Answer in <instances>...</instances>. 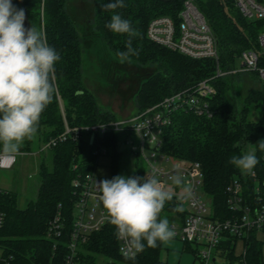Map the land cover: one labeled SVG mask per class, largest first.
<instances>
[{
  "label": "trees",
  "instance_id": "16d2710c",
  "mask_svg": "<svg viewBox=\"0 0 264 264\" xmlns=\"http://www.w3.org/2000/svg\"><path fill=\"white\" fill-rule=\"evenodd\" d=\"M186 0H124L126 7L116 9L123 18L132 22L141 36L133 39V47L140 50L131 61L142 65L151 64L155 71L141 84L136 98L138 112L145 110L165 97L192 88L216 74L214 59H193L179 52L152 43L146 35L151 19L170 16L177 19ZM205 16L217 38L219 65L224 72L235 69L238 58L246 49H256L258 34L264 31V20L245 18L234 0H193ZM23 8L31 24L46 33L47 41L60 54L55 65L57 91L52 103L41 116L37 136L44 145L70 127L89 126L117 120L103 109L83 82L82 40L76 22L69 11V0H12ZM109 0H93V28L108 51L117 59V53L126 50V34H116L105 25L113 12L102 5ZM264 64V61H263ZM243 73L225 75L213 80L216 94L209 100L211 117L199 116L190 110H178L171 116V124L163 135V152L175 159L198 162L204 180L203 189L212 201L214 217L230 218L233 212L228 205L227 187L234 179L243 184V195L248 201L256 198V183L264 195V151L258 141L264 140V80L256 72H249L262 83V88L251 90L238 109L231 94L234 78ZM251 108L260 112L253 119ZM137 112V113H138ZM119 135L107 134L104 145L112 157V170L117 171L120 148ZM254 147L259 163L251 173H244L229 164L233 155L246 152V146ZM87 137L72 138L50 149L51 166L40 165V185L37 197L25 208L18 205V196L6 191L0 200L5 213L0 228V247L10 264H62L67 253L66 242L73 222V180L95 171L96 157ZM75 164L77 168H74ZM178 213L175 201L165 204L161 213ZM58 213L64 218L65 234L53 250V241L46 238L48 222ZM264 228L251 232L244 240L245 256H236L237 238L227 235L216 249V257L227 264H264V241L258 237ZM162 243L155 248L145 247L133 257H123L118 251V240L113 225L93 233L79 252L78 264H167L161 261Z\"/></svg>",
  "mask_w": 264,
  "mask_h": 264
},
{
  "label": "built area",
  "instance_id": "2783aa9c",
  "mask_svg": "<svg viewBox=\"0 0 264 264\" xmlns=\"http://www.w3.org/2000/svg\"><path fill=\"white\" fill-rule=\"evenodd\" d=\"M234 1L245 18L264 20V0ZM146 35L152 43L190 58L214 59L217 65L215 76L201 81L195 87L165 97L157 104L138 112L134 117L89 126L70 127L65 124L64 132L44 144L43 149H51L69 138L77 140L87 137L92 145V155L97 158L96 170L99 158L108 156L107 147L103 142L104 137L110 133H117L120 152L127 147L137 158L143 160L146 164L143 177L155 174L163 187L172 192L176 209L183 208V211L174 213V219L170 223L176 232L175 238L186 243L202 245L204 249L198 251L196 256L206 264L212 255L216 256V249L227 235L244 241L251 232L264 228L263 188L256 183L254 193L257 197L248 201L243 195L242 182L238 178L234 179L227 187V202L233 214L227 219L215 218L212 206L209 209L210 206L202 197L207 193L203 189L204 174L201 165L198 162L175 159L164 153L163 135L166 127L171 124V116L175 111L190 110L199 116L211 117L209 100L216 94L214 79L230 74L256 72L259 78L264 80V31L258 34L256 49L244 50L239 57L240 65L227 72L219 65L217 38L193 0L184 2L177 19L170 16L151 19ZM18 156H5L0 152V171L13 169ZM262 161L264 164V154ZM74 168H77L76 164ZM177 173L183 176L190 192L185 193L182 186L172 184L170 177ZM251 175L259 182L255 171H252ZM100 180L103 179L97 177L95 171L73 180L75 188L73 222L66 242L67 253L62 264H78L79 252L89 236L111 224L99 201L96 181ZM262 184L264 186V180ZM5 192L6 190L0 187V200ZM4 220L5 213L0 204V228ZM65 227V220L60 213L48 222L46 238L53 241L54 251L57 250V242L59 243L65 234ZM117 240L118 251L123 257L133 258L140 253V249L132 247L125 240L118 238ZM242 256H245V247ZM0 264H10L2 247Z\"/></svg>",
  "mask_w": 264,
  "mask_h": 264
},
{
  "label": "clouds",
  "instance_id": "9594fccd",
  "mask_svg": "<svg viewBox=\"0 0 264 264\" xmlns=\"http://www.w3.org/2000/svg\"><path fill=\"white\" fill-rule=\"evenodd\" d=\"M124 0H109L102 5L111 11L105 25L116 34H126V50L117 53L121 63L131 62L140 50L133 47V39L141 33L129 19L116 9L124 8ZM26 14L12 0H0V152L5 156L21 155L25 140L38 132L40 119L52 103L57 91L55 65L61 59L50 46L46 33L36 26L25 27ZM264 151V140L258 141ZM229 164L244 173H251L259 163L255 150L230 157ZM172 184L190 192L181 174L170 177ZM99 201L114 226L118 239L142 250L145 242L155 248L158 242L172 240L176 232L161 212L172 192L166 190L155 174L145 177L114 176L96 181ZM183 211L182 207L176 209Z\"/></svg>",
  "mask_w": 264,
  "mask_h": 264
},
{
  "label": "rangeland",
  "instance_id": "374dc122",
  "mask_svg": "<svg viewBox=\"0 0 264 264\" xmlns=\"http://www.w3.org/2000/svg\"><path fill=\"white\" fill-rule=\"evenodd\" d=\"M68 7L82 40L84 85L95 96L98 104L110 111L117 120L134 117L138 112L137 92L142 82L155 71V66L142 65L135 61L121 63L108 51L93 28V0H69ZM240 61L241 59L238 58V65ZM233 85L231 98L235 100L240 110L243 108L247 94L253 89L262 88V83L247 73L237 75ZM251 114L253 119L260 117V112L256 109L251 108ZM253 150L252 145L246 146V152ZM21 152L13 169L0 171V187L17 194L19 207L25 208L37 197L40 165L45 163L51 166V154L50 149H43L37 136L25 140ZM111 163L110 154L101 156L95 170L96 176L101 179H112L117 175L143 177L146 170L145 162L137 158L127 147L118 157L116 172H113ZM202 197L211 209L210 197L207 195ZM173 215L175 214L165 212L161 213V218L167 217L171 223L174 219ZM258 237L264 241V232H259ZM203 249L202 245L186 243L174 237L170 241L162 242L160 259L167 264H205L196 256L197 252ZM243 252L244 241L239 239L236 243L235 255L242 256ZM206 264L227 263L222 258L212 255Z\"/></svg>",
  "mask_w": 264,
  "mask_h": 264
},
{
  "label": "water",
  "instance_id": "95a60500",
  "mask_svg": "<svg viewBox=\"0 0 264 264\" xmlns=\"http://www.w3.org/2000/svg\"><path fill=\"white\" fill-rule=\"evenodd\" d=\"M26 14V12H25ZM25 27L26 28H29L30 27V23H29V20H28V17H27V14H26V19H25ZM121 151V150H120Z\"/></svg>",
  "mask_w": 264,
  "mask_h": 264
}]
</instances>
